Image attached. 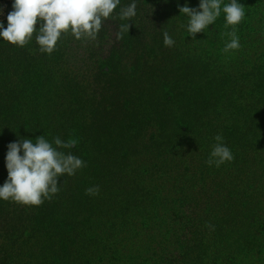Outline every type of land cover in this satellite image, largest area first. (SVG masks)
Returning a JSON list of instances; mask_svg holds the SVG:
<instances>
[{
  "label": "rangeland",
  "instance_id": "obj_1",
  "mask_svg": "<svg viewBox=\"0 0 264 264\" xmlns=\"http://www.w3.org/2000/svg\"><path fill=\"white\" fill-rule=\"evenodd\" d=\"M6 2L5 28L14 0ZM135 2L131 20L103 21L95 40L64 36L62 58L49 61L59 73L44 122L75 141L62 150L86 166L60 177L59 193L40 206L0 199L22 231L16 245L0 237V264H143L157 231H174L179 264H264V97L248 98L241 69L228 78L177 63L189 19L179 8L195 0ZM4 52L0 84L21 83ZM217 134L233 160L210 167ZM19 136L5 144L28 138ZM7 177L5 157L0 186ZM97 185L98 195L85 194Z\"/></svg>",
  "mask_w": 264,
  "mask_h": 264
},
{
  "label": "clouds",
  "instance_id": "obj_2",
  "mask_svg": "<svg viewBox=\"0 0 264 264\" xmlns=\"http://www.w3.org/2000/svg\"><path fill=\"white\" fill-rule=\"evenodd\" d=\"M120 3L121 0H14L13 11L7 16L8 26L5 28L0 22V38L14 46L24 47L35 33L39 52L51 55L64 36L70 34L76 40H95L103 21L131 20L136 16L135 0L121 7L118 16L114 15ZM179 11L189 18L187 31L193 38L204 32L223 12L225 28L232 27V31L221 34L230 38L223 51L228 53L241 47L236 26L245 17V7L239 0H230L227 4L223 0H200L198 8L184 5ZM130 26V23L120 24L117 38L129 32ZM163 43L166 47L175 44L167 31L163 32ZM214 140L216 143L212 145L206 163L210 167H220L233 160V155L222 134H217ZM74 143L71 139L65 142L59 136L49 142L44 135L36 137L35 142L24 138L9 143L6 154L8 177L0 186V199L28 206H40L45 200L51 201L60 191V177L65 174L74 176L86 166L81 158L62 150L71 149ZM99 191L97 185L87 188L85 194L95 196Z\"/></svg>",
  "mask_w": 264,
  "mask_h": 264
},
{
  "label": "trees",
  "instance_id": "obj_3",
  "mask_svg": "<svg viewBox=\"0 0 264 264\" xmlns=\"http://www.w3.org/2000/svg\"><path fill=\"white\" fill-rule=\"evenodd\" d=\"M195 1L197 4L192 8L199 7L200 0ZM223 2L227 4L230 0ZM239 2L245 7V17L236 26L241 45L239 50H230L228 53L223 51L230 38L221 34L232 31V27L225 28V14L221 12L216 21L204 32L197 33L195 38L190 36L187 24L185 25L177 41V63L183 64L184 68L190 71L202 63L209 70L213 71L216 68L228 78L235 77L233 74L241 69L242 72L249 74L250 84H244V88L248 90V98L258 101L264 97V0H239ZM6 4L8 5L6 0H0V14L7 11ZM5 18L0 16V22L5 24ZM0 43L3 44L0 54L5 51L3 59L10 58L9 63L13 64L11 70L23 79L17 84L13 82L0 84V127H2L0 128V166H2V160L8 151V144L5 143L11 138L7 137V134L20 135V138L27 136L33 142L36 137L44 135L49 142H53L55 129L51 125L46 126L43 119L45 116L42 114H47L49 110V107L44 105V102L49 100L51 92L52 85L49 82L59 73L48 68V65L62 58L59 56V50L63 42L58 41L56 50L51 55L39 52L35 37L24 47L14 46L2 39ZM29 110H33L30 118H28ZM21 232L19 221L12 218L9 211L0 213V237L16 245ZM174 234V231L170 234L157 231L153 252L143 264H179L181 248L176 244L177 239Z\"/></svg>",
  "mask_w": 264,
  "mask_h": 264
}]
</instances>
